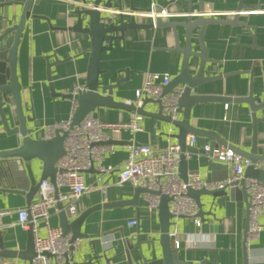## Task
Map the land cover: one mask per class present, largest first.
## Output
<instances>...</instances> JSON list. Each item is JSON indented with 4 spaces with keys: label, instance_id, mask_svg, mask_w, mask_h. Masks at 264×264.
<instances>
[{
    "label": "crops",
    "instance_id": "0c3cea01",
    "mask_svg": "<svg viewBox=\"0 0 264 264\" xmlns=\"http://www.w3.org/2000/svg\"><path fill=\"white\" fill-rule=\"evenodd\" d=\"M80 1L82 0H40L39 4L34 3L31 8L32 15H40L43 18L30 19L21 38L17 54V74L22 87L23 109L28 118V126L35 129V138L45 136L44 126L68 119L74 111L72 98L53 95L50 90L47 55L55 54L63 60L53 66L51 71L56 91L71 93L77 85L85 87L91 38L71 30L59 29L73 22L71 11ZM123 1L126 8L132 4L139 9H150L154 4L159 7L165 3V0ZM25 2L26 0H0V25L5 23L6 17L19 18ZM197 2L198 0H192L193 12L198 10ZM241 3L248 7L240 14L241 20L247 22L250 29L242 25L220 23L206 27L204 34L208 56L217 61L213 63L212 68L228 76L202 86L198 92L245 97L252 91L256 98L264 101V0H205V12L229 19L234 17L233 14ZM189 7L190 0H177L166 11L169 14L182 15L189 11ZM126 18L130 19L128 15ZM137 18L139 22H150L149 18L142 15ZM166 19L185 18L168 16ZM124 36L123 41L115 40L113 47L102 53L101 82L104 85L114 82L120 69L134 70L129 80L115 88L114 96L118 101L135 102L137 90L142 87L146 73L168 72L174 77L180 71L182 54L166 49L175 46V38L169 27L127 29ZM10 101L13 124L17 125L12 95ZM227 104L229 108L225 111ZM195 105L191 123L216 131L229 144L250 150L253 143L250 105L215 100ZM146 106L148 110L157 108L152 103ZM93 113L107 122H124L134 114L133 111L111 107H101ZM258 116L262 117L263 114L258 112ZM141 124V131L127 130L113 137V142L103 143L104 146H113L112 150L108 148L103 152L105 165H123L129 154V146L133 142L149 143L159 149L166 148L169 143H178L172 136L176 132L172 124L148 115H144ZM192 136L196 140L192 145L198 151L197 154L188 155V172L198 171L205 179L212 181L227 178L231 170L227 164L210 160L201 154L204 146L210 145L212 140L201 135H188V140ZM257 139L259 151L264 155V121L258 123ZM15 146L16 136L7 135L0 119V150ZM25 163L28 179L32 184H37L43 162L35 159ZM84 177L91 189L77 201L79 213L97 203L134 196L136 186L131 182L123 186L116 185V174L104 176L91 169L84 173ZM106 183H110V186L104 194L102 188ZM239 188H228L227 191L216 195L201 196L202 202L205 203L204 210L208 212L202 219L201 240L191 218L182 216L175 221L171 230L177 231V235L172 238V246L176 247L178 242L179 247L176 248L180 249V260L189 264H264V231L258 239L246 245L248 210L244 193ZM36 197L37 193L34 199ZM25 205H28L25 195L0 192V210H16ZM140 213L139 225H130V220H137L134 205L93 211L82 228L92 236L80 239L75 244L68 264H127L126 245L129 241L135 242L138 239L154 240L153 248L160 252L161 230L158 214L147 209L144 193L140 196ZM59 219L58 213L53 214L52 224L59 225ZM17 220L15 211L11 215H4L0 219V234L6 248L22 251L26 248L28 234L27 229L17 224ZM260 221L264 223V215ZM104 239H110L111 243L105 246ZM192 240H195V243L191 242ZM143 248L146 250L145 244ZM132 253L135 255L137 249L133 248ZM1 260L2 264L28 262L18 258Z\"/></svg>",
    "mask_w": 264,
    "mask_h": 264
},
{
    "label": "water",
    "instance_id": "95a60500",
    "mask_svg": "<svg viewBox=\"0 0 264 264\" xmlns=\"http://www.w3.org/2000/svg\"><path fill=\"white\" fill-rule=\"evenodd\" d=\"M176 1L177 0H165V3L159 6L157 11L166 10ZM39 2L40 0H26L24 9L19 18H17V16L14 19L6 17L5 23H1L2 25H0V119L3 127L6 129L7 135L16 136L15 147L0 150V192L23 194L28 199V204L34 200L40 184L44 179H49L56 185V161L65 153L64 140L67 136V132L57 130L55 136L52 138H35V129L28 126V118L23 109L22 87L19 81V74H17V54L22 35L29 20L34 19V17L43 18L40 15H32L31 12L33 4H39ZM82 2L81 5H76L71 11V20H73V22L68 26L59 27V29L71 30L88 35L91 38L85 91L76 95L56 91L51 71L53 66L63 60L55 54L47 55L48 81L53 95L56 94L61 97L72 98L77 102L71 126L78 124L87 115L101 107L126 109L134 113L153 116L160 120H164L172 124L176 130L172 136L176 138L180 146L181 159L179 164V176H181L184 181L188 180V155L192 153L197 154L198 151L195 146L189 144L188 135L208 137L212 140L210 144L212 147L221 144L236 149L244 157L251 159L253 162H264V155L259 151V141L257 139L258 123L264 121V101H262L261 98H256L252 91L245 97L211 95L198 92V89L202 86L228 76L212 68L213 63L217 61L208 56L204 34L206 27L213 23H220L242 25L250 29V25L242 21L240 15L242 11L248 7H245L243 3H241L237 11L233 14V18L224 19L214 14H207V12H205V0H198L196 3L198 10L197 13L193 15V4L192 0H190L189 11L186 12L185 16L179 13L171 14L172 17H183L185 19L167 20L163 17H159L156 23H153L150 19V22L138 21L137 16H140L139 13L148 9L135 8L132 4L126 8L123 0H82ZM126 15H128L130 19L126 18ZM143 17L146 16L143 15ZM50 25L52 26L51 22ZM158 26L172 29L175 38V46L166 49L182 54V63L179 73L163 87L164 93L173 92L177 85H183L185 87L178 101L181 113L178 120H172L170 116L163 113L161 100L145 98L142 105L137 106L133 102L118 101L115 98V88H118L124 81L129 80L131 73L134 72V70L130 68L118 70L119 75L114 82L107 83V85L101 82V75L103 74L100 68L102 53L111 49L115 40L123 41L127 29L152 28ZM197 29L198 31L196 32ZM194 59L196 60L193 63ZM11 95L14 98V110L16 111L18 121L17 125L13 124L14 116L11 110ZM213 100L224 103H247L250 105L253 121V143L249 151L235 144H229L216 131L213 132L191 123L193 108L196 106L195 104ZM148 103L154 104L157 108L155 110H148L146 106ZM258 112H261L263 116L259 117ZM109 142H113V139L101 143ZM35 159H39L43 162V168L38 183L32 184L28 179V171L25 162H32ZM91 169L95 170V167ZM244 174L246 177H254L264 184L263 168H255L254 165H250L245 169ZM233 188H239L244 193L248 210L249 193L246 191L244 183L233 186L230 189ZM227 189L228 187L211 191L204 188L196 190L189 187L187 189V194L195 199L199 206L200 217L203 219L204 215L208 212L204 210L205 203L202 202L201 196L204 194L216 195L221 191H227ZM145 192L159 194L147 187L143 188L136 186L132 198L97 203L78 213L75 217L70 215L67 210H64L63 203L59 201L57 203L59 208L58 215L60 218L59 225L63 233L71 234V242L74 243L76 240L92 236L84 232L82 228L93 211L110 209L112 207H125L128 205H134L136 207L137 223L139 225L141 217L140 196ZM170 200L171 198L167 194H163L158 207V220L161 230L159 243L161 251L157 252V250L153 248L155 243L154 240L143 241L138 239L135 242L129 241L126 245L127 264H189L180 260V249L172 246V239L169 232L174 222L172 221L173 214L170 212L169 208ZM210 213L213 214L212 212ZM247 213L249 214V210ZM246 227L249 228L248 225ZM27 234V245L22 251L6 248L3 243L2 234H0V258H18L30 262L36 255V251L34 250L33 224H31L30 229L27 230ZM144 244L146 245V250L143 248ZM133 248L137 249L135 255L132 253Z\"/></svg>",
    "mask_w": 264,
    "mask_h": 264
},
{
    "label": "built area",
    "instance_id": "2783aa9c",
    "mask_svg": "<svg viewBox=\"0 0 264 264\" xmlns=\"http://www.w3.org/2000/svg\"><path fill=\"white\" fill-rule=\"evenodd\" d=\"M82 3L80 1L77 5ZM157 9L158 6L154 4L150 9L141 11L139 15H145L153 23H156L159 17L166 19L171 16L166 10L157 11ZM196 13L193 12V15ZM182 15L185 16L186 13ZM172 78L168 72H147L142 87L137 90L136 101L133 103L141 106L145 98L161 100L163 113L170 116L172 120H178L181 115L178 101L185 87L177 85L173 92L164 93V85L169 83ZM85 89L84 86L77 85L71 93L76 95ZM73 101L75 111L77 102L75 99ZM126 102L132 103L131 100H126ZM228 108L229 105L227 104L225 111ZM74 111L70 118L44 126L45 136L43 138L54 137L57 130L67 132L64 140L65 153L56 161V185L49 179H44L40 184L36 199L30 204L16 210L11 208L0 210V219L4 215L13 214L15 211L18 216L17 224L21 228L28 230L33 224L36 255L25 264H68L73 255V248L79 240L72 243L71 234L63 233L60 225H53L52 217L59 211L57 206L59 201L63 203V209L67 210L70 215L73 217L78 215L77 201L91 189L86 182L84 173L91 170L92 167H95L100 175L116 174L114 183L118 186L131 182L134 186L147 187L158 192L159 194L144 193L146 207L150 212L158 214L161 196L167 194L171 198L169 208L173 214L172 221L174 224L182 216L191 218L196 229H198L199 239L202 218L199 214V206L195 199L187 194V189L191 187L196 190L204 188L215 191L244 183L246 191L249 193V228L246 245L258 239L264 231V223L260 221L261 216L264 215V184L258 179L246 177L244 174L245 169L250 165L264 169V162H253L234 148L206 145L201 154L210 160H218L227 164L231 169L229 176L223 180L212 181L205 179L197 171L188 172V180L184 181L179 176L181 150L178 143H169L166 148L159 149L149 143L133 142L129 146V154L123 165L107 166L103 161V152L108 148L112 150L113 146L110 144V146H104L101 142H107L127 130L141 131L144 115L134 113L124 122H107L92 112L78 124L71 126ZM188 141L191 145L196 142L193 136ZM109 186L110 183L103 186L104 194H106ZM136 223V219L129 221L130 225ZM169 235L172 239L177 235V231L171 230ZM193 239L196 238L193 237ZM103 242L105 246L111 243L110 239H104ZM191 242L195 243V240ZM176 247H179L178 242H176ZM1 261L0 258V264H2Z\"/></svg>",
    "mask_w": 264,
    "mask_h": 264
}]
</instances>
